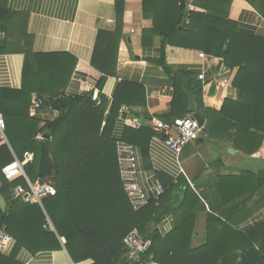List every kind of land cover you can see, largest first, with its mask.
I'll use <instances>...</instances> for the list:
<instances>
[{
    "label": "trees",
    "instance_id": "16d2710c",
    "mask_svg": "<svg viewBox=\"0 0 264 264\" xmlns=\"http://www.w3.org/2000/svg\"><path fill=\"white\" fill-rule=\"evenodd\" d=\"M172 1L174 7L167 1L169 7L154 17L155 31L162 32L164 41L160 62L166 63L167 46H177L201 48L222 58L227 66H239L234 85L241 90L240 100L225 101L221 111L206 108L204 130L211 139L227 136L246 154L257 152L264 142V39L240 32L238 22L230 17L233 0ZM189 3L203 11L189 10ZM260 4L264 7V2ZM170 15L175 22L159 29L156 16ZM122 26L120 15L114 32L105 30L99 35L92 63L103 76L95 90L66 95L63 89L73 69L65 72L49 68L51 79L44 81L42 71L35 66L33 77L28 70L33 56L44 62L47 59L48 63V59L57 55L31 52L25 54L22 87L0 88V112L9 141L0 145V194L7 202L6 210L0 208V229L5 228L16 240L11 257L0 254V264H19L16 257L21 249L32 253L60 249L59 236L66 239L65 246L76 263L141 264L153 256L161 264H264V224L246 232L224 230L219 243L208 242L198 248L190 247L191 231L182 226V221L165 237L157 229H150L151 224L160 220L164 197L172 193L175 186L172 178L159 205L152 198L134 207L121 178L117 137L112 133L123 103L118 99L121 89L116 92L112 115L108 118L105 115L108 101L103 93L108 78L116 73V52L113 55L111 49L122 38ZM34 63L37 64L36 59ZM187 75L178 76L175 81L172 108L161 117L164 121L173 123L174 117L184 118L192 100L203 108L202 83L185 82ZM184 83L193 84L194 89H182ZM33 92L44 97L36 115L31 114ZM50 110L58 111L55 119L46 115ZM38 133L43 134L42 139H37ZM153 135L152 125L140 129L127 126L121 138L137 144L147 154ZM27 152L34 154L33 160L25 165L29 178L33 182H49L56 190L55 195L43 199L44 208L38 203L13 199V188L19 184L27 186L26 181L23 178L10 181L2 173V168L15 155L24 160ZM162 175L158 173L159 177ZM44 210L59 236L45 227ZM133 230L150 244L147 251L130 260L126 238Z\"/></svg>",
    "mask_w": 264,
    "mask_h": 264
},
{
    "label": "crops",
    "instance_id": "0c3cea01",
    "mask_svg": "<svg viewBox=\"0 0 264 264\" xmlns=\"http://www.w3.org/2000/svg\"><path fill=\"white\" fill-rule=\"evenodd\" d=\"M167 1L174 7L172 0H0V26L7 28H0V48L4 49L0 52V88L22 87L25 54L31 52L57 55L48 59V63L47 59L44 62L33 56L28 66L33 77L35 66L42 71L44 81L51 79L49 68L65 72L73 69L63 89L66 95H83L95 90L103 76L92 63L99 35L105 30L114 32L122 15V38L111 49L113 55L116 52V73L108 78L103 89L108 101L107 118L112 115L116 92L121 89L118 99L123 103L112 126L113 136L121 138L127 126L140 129L151 127L154 119L164 120L161 117L172 108L178 76L188 74L185 82L202 83L203 108L192 100L185 116L199 112L204 118L203 132L197 139L181 152L170 149L155 135L150 139L147 154L131 143L137 147L139 184L149 199L153 198L159 205L171 178L175 184L171 195L163 199L159 222L151 224L150 229H157L165 237L182 221V226L191 231L190 247L198 248L208 242L219 243L224 230L246 232L264 224V142L257 152L246 154L225 135L223 139L209 138L204 130L207 124L204 112L206 108L221 111L225 101L240 100L241 90L234 85L240 67L227 66L222 58L204 49L177 46H167L166 63L162 64L163 35L155 31L154 17L169 7ZM254 1L233 0L230 17L238 22L241 33L264 39V7L260 4L264 0ZM188 9L203 11L192 3ZM156 18L159 29L175 22L172 15ZM219 82L226 84L218 87ZM183 87L194 89L190 83H184ZM35 95L40 96L33 92L32 98ZM123 106L129 112L121 116ZM46 115L52 119L57 113L50 110ZM184 118L174 117L172 122L180 124ZM4 143L9 141L0 131V145ZM158 173L163 175L159 177ZM0 208H7L1 194ZM45 214L47 222L51 221L46 211ZM59 239L60 249L37 253L21 249L16 261L19 264H87L76 263L65 246L66 239L60 236ZM15 246L13 237L0 249V254L11 257Z\"/></svg>",
    "mask_w": 264,
    "mask_h": 264
},
{
    "label": "built area",
    "instance_id": "2783aa9c",
    "mask_svg": "<svg viewBox=\"0 0 264 264\" xmlns=\"http://www.w3.org/2000/svg\"><path fill=\"white\" fill-rule=\"evenodd\" d=\"M204 57V54H201ZM225 82H219L218 87H224ZM44 103V97L35 95L32 98L31 111L32 115L38 114V111L42 108ZM129 108L123 106L120 109V114L128 113ZM58 115V111H56ZM56 115V116H57ZM56 116H52L55 119ZM152 129L154 135L161 137L165 144L176 152H181L189 142L197 139L201 132H203V126L193 116L185 117L180 124H173L160 119H154L152 121ZM0 131L5 133V120L3 114L0 112ZM37 139H42L43 134L38 133ZM118 161L120 167L121 178L126 192L135 208H138L149 201L148 195L141 188L139 184V171H138V158L137 147L134 144L124 141L122 138L116 140ZM34 158V154L27 152L24 156V160L19 159L16 155L14 159L6 164L2 168L4 177L10 181L23 178L26 181L27 186L19 184L12 190V198L15 200H21L25 203H43V199L47 196L55 195L56 190L54 186L40 180L33 182L25 171V165L31 162ZM45 227L51 231H55V228L50 220H48ZM12 235L5 228L0 229V249L4 248L11 240ZM127 247L131 251L130 260H134L140 253L147 251L149 243L138 233L137 230L130 232L126 238ZM141 264H161L151 256Z\"/></svg>",
    "mask_w": 264,
    "mask_h": 264
},
{
    "label": "water",
    "instance_id": "95a60500",
    "mask_svg": "<svg viewBox=\"0 0 264 264\" xmlns=\"http://www.w3.org/2000/svg\"><path fill=\"white\" fill-rule=\"evenodd\" d=\"M193 117L196 118V119L200 122V124H201L202 126L205 125V120H204V118L202 117V115H201L199 112H196V113L193 115ZM229 151H230V152H234V149L230 148ZM42 182H43V181L40 180V183H42Z\"/></svg>",
    "mask_w": 264,
    "mask_h": 264
}]
</instances>
